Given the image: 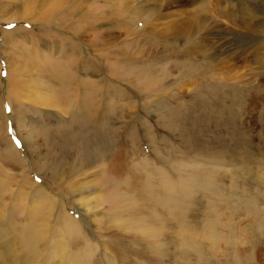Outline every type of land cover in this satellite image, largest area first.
Here are the masks:
<instances>
[{"label": "rangeland", "instance_id": "rangeland-1", "mask_svg": "<svg viewBox=\"0 0 264 264\" xmlns=\"http://www.w3.org/2000/svg\"><path fill=\"white\" fill-rule=\"evenodd\" d=\"M127 2L159 13L132 26ZM197 9L205 31L173 38ZM71 42L98 67L82 78L111 74L115 183L48 135L69 116L44 100ZM0 125V264H264V0H0Z\"/></svg>", "mask_w": 264, "mask_h": 264}, {"label": "bare ground", "instance_id": "bare-ground-1", "mask_svg": "<svg viewBox=\"0 0 264 264\" xmlns=\"http://www.w3.org/2000/svg\"><path fill=\"white\" fill-rule=\"evenodd\" d=\"M127 5H129L128 6L129 8H127V9L133 14L128 19L129 22L132 23V26H135V24L138 22L144 23V25L146 26L147 25V18L150 17V15H153V14L155 15V14L159 13L158 8H156V9L152 8L151 11H145L146 9H144V7L139 5V4L133 5V4H130L129 2H127ZM75 7L76 6H74V8ZM198 7H202L204 9H207L210 7V5H209V7L208 6L206 7V3L204 1V2H201V4ZM211 7L214 8V6H212V5H211ZM253 9L258 10L257 5H254ZM217 11L220 14L224 13V10L222 8H218ZM91 17L93 18L92 19L93 21L98 20L97 16L92 15ZM193 17H194V19L191 21H187V18H186L184 22H179L180 24H177L178 22L171 23V27H175V29H176V33H175L173 38H178L182 34L183 35L186 34L187 37H190V35L191 36L197 35L198 32L201 33L202 30L205 31L203 29V27H205L204 25H206V24H204V22H205L206 17H207L205 15V12L200 13V10L197 9V12H194ZM248 17H251V16H248ZM251 19H252V17H251ZM136 20H139V21H136ZM86 21H87L86 24H87L88 30L84 29L83 34L85 36L84 35L83 36L86 37L88 40L89 32L92 30L91 29L92 21L90 18H87ZM133 21L135 22V24H133ZM168 25L170 26L169 23H168ZM93 26H94V24H93ZM180 28L183 29V31H180L179 30ZM253 28L254 27L251 25V23H248V25L245 26V28H243V29H246L247 31H242V33H245L244 35L246 36V35L252 33L251 31H253ZM193 32H195V34H192ZM220 34L221 33H219V34L215 33V35H214V39H215L214 41L215 42L221 41L222 38L219 37ZM76 35H77V33H76ZM197 36H196L197 40L193 41L194 42L193 44L195 47L198 46L200 49H203L205 47L207 48V46L211 47V45L213 46V48L218 46V45H216V46L214 45L215 42L213 40H211V42H210L209 39H207L206 37L204 38L205 34H203V33H202V35L199 36V38ZM70 37H75V36L70 35ZM226 43H229V41H226L223 43L220 42L219 45L224 47L226 45ZM68 45L67 44L64 45L65 47H67L68 52L64 51V53H65L64 54L65 56L63 57L64 62H63V64H61L63 66H61V68H58L56 70L54 69L55 71H53L52 68H49V74H47L48 75L47 89L49 91V94H47L48 96L46 97V100H44V103L49 105V106H52V107L53 106L58 107L59 111L61 112V111H63V106L65 105V103L68 102L67 104L70 105V109H69V111H67L69 116H67L68 118L66 120L65 125L63 123L57 124L54 128H51L49 130L50 133H48V135H50L51 137H53L55 139L56 146L59 150L63 149V152H64V149L68 148V149H71L74 151V152H72L73 155H70L71 153L69 154V152H66L65 156L69 157V159L72 161V162H70V165L68 168L72 169V168H79V167H87V166H90L91 163H93L96 160L105 159L106 163H105L102 171L104 172V174L105 173L108 174V179H106L104 182L105 183L107 182L108 184H109V182L115 183L119 178V174H118L119 170L116 169L115 166L113 165L114 162L110 161V159L113 158L115 151L110 148L111 147L110 146V138H108L110 136V134H112L111 133L112 129H110L111 124L107 125L108 121L110 120L109 117L111 116L110 112H108L107 110H110L111 108L108 109L107 103H105L106 99L102 98V95H105V93L108 95L110 80H112V78L110 77L111 74L109 75V72H107L108 67L105 68L106 70L104 72L105 73L104 79H102L104 82L102 84L100 82L99 86H96V80L91 81V79H89V78H87V79L82 78L81 77L82 74L86 75L87 73H91L94 69H96L98 67H96V64H95L94 60L92 59V57L86 58L85 56H80V54H78V52H77V49L74 47L75 45L73 43L70 44V47ZM227 45L229 46V44H227ZM86 46H87V48L92 46L91 40H90V43L88 45L86 44ZM221 46H219V47L221 48ZM71 47H74V48H72L70 50ZM84 54H86V53H84ZM233 54L234 53H232V55ZM213 58L215 60H217V55L214 54ZM99 67H101V65ZM63 69H64V71H63ZM81 69H82V72H80ZM152 69H154L153 66L151 68H149V72H150V70L152 71ZM146 71H148V69ZM9 83H10V79H9ZM21 86L22 85L20 84V86H19L20 89H21ZM11 88L12 87L9 88L8 95L10 96V98L12 100V111H14V114H13L14 123L18 126L17 127L18 129H16V134L18 136V139H19V142H20L22 148L26 149L28 139H27V137H24L21 134L22 131H21V129H19L20 125H19V121L17 118V116H18V111L16 109L17 105H16V103H14L13 95L10 93ZM67 91L69 92L68 98L66 96H64V94H63L64 92H67ZM62 102H64V103H62ZM65 113H66V111H65ZM106 120H107V122H106ZM118 123H120V122H118ZM1 126L2 125H0V128H1ZM5 127H6V122L4 120V128ZM5 130H6V128H5ZM119 134H121V133L119 132ZM112 136H113V134H112ZM117 139H119V138H117ZM7 141L9 144L8 148L13 153L18 154V151H17L16 147L14 146L13 142L8 138H7ZM112 145H113V142H112ZM49 157L50 156L46 157L47 161H49L48 159L51 160V157L50 158ZM108 157H110V159ZM53 160H54V158H53ZM62 164H58L56 166L55 161H52V163H51L52 167H54V171H57V172H59V169H60ZM36 169L38 172H41L43 168L41 169V167L38 166V167H36ZM120 175H121V173H120Z\"/></svg>", "mask_w": 264, "mask_h": 264}]
</instances>
